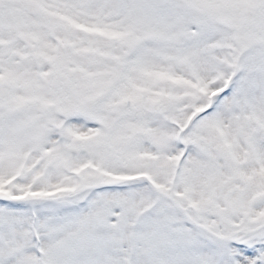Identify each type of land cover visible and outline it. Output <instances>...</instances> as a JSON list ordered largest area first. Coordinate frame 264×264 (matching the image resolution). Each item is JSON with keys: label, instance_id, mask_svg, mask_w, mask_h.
Masks as SVG:
<instances>
[{"label": "snow or ice", "instance_id": "snow-or-ice-1", "mask_svg": "<svg viewBox=\"0 0 264 264\" xmlns=\"http://www.w3.org/2000/svg\"><path fill=\"white\" fill-rule=\"evenodd\" d=\"M0 264H264V0H0Z\"/></svg>", "mask_w": 264, "mask_h": 264}]
</instances>
